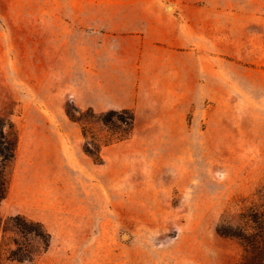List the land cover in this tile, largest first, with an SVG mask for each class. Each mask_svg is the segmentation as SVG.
Returning <instances> with one entry per match:
<instances>
[{
  "label": "rangeland",
  "instance_id": "374dc122",
  "mask_svg": "<svg viewBox=\"0 0 264 264\" xmlns=\"http://www.w3.org/2000/svg\"><path fill=\"white\" fill-rule=\"evenodd\" d=\"M0 118V264H242L264 0H0Z\"/></svg>",
  "mask_w": 264,
  "mask_h": 264
},
{
  "label": "trees",
  "instance_id": "16d2710c",
  "mask_svg": "<svg viewBox=\"0 0 264 264\" xmlns=\"http://www.w3.org/2000/svg\"><path fill=\"white\" fill-rule=\"evenodd\" d=\"M111 113H115L111 111ZM122 122L128 125V128L131 127L133 121V114H129L127 120L120 118ZM5 122L0 118V159L1 160H10L14 154L15 146V133L11 125L7 126V130H4ZM85 133V132H84ZM95 161H99L100 157L97 153L93 155L89 150H86ZM4 185L3 176L0 177V187ZM1 193V191H0ZM1 197V196H0ZM260 216L256 213H251L247 216V222L250 223L254 229L252 233L245 232H218L220 235L232 236L235 237L238 241L241 242L244 248L245 257L243 258L242 264H264V218L260 219ZM21 218L19 216L15 217V220L19 221ZM24 223V226L27 225L24 221H19ZM31 225V223H30ZM30 226L28 225L27 228ZM35 232L36 235L40 237L41 233L36 232L33 229H30Z\"/></svg>",
  "mask_w": 264,
  "mask_h": 264
},
{
  "label": "bare ground",
  "instance_id": "6f19581e",
  "mask_svg": "<svg viewBox=\"0 0 264 264\" xmlns=\"http://www.w3.org/2000/svg\"><path fill=\"white\" fill-rule=\"evenodd\" d=\"M168 8L170 9V6H168Z\"/></svg>",
  "mask_w": 264,
  "mask_h": 264
}]
</instances>
